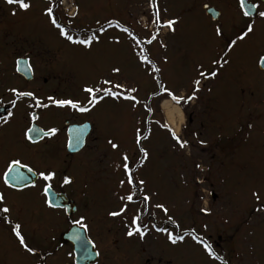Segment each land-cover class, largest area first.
<instances>
[{
    "label": "rangeland",
    "instance_id": "374dc122",
    "mask_svg": "<svg viewBox=\"0 0 264 264\" xmlns=\"http://www.w3.org/2000/svg\"><path fill=\"white\" fill-rule=\"evenodd\" d=\"M55 1L51 0L52 3ZM70 1L77 9L76 14L66 16L64 9H61L55 17L74 38H83L85 34L91 35L101 27L104 28L103 33H98L99 42L94 43L90 50L71 44L59 36L58 29L50 24L44 13V9L51 6L47 0H35L27 11L18 9L15 12L12 27L5 39L6 49L15 52L19 47L21 50H32L40 56L42 65L51 64L64 72V78L80 89L86 102L88 94L83 89L101 86L99 82L105 78L120 82L126 87H135L137 92L131 94L139 101L133 108V101L105 97L95 108L94 123L100 141L96 144L97 148H94V156L89 152L83 154L81 162L85 163L84 170L74 168L78 175L77 185L69 189V193L79 202L74 219L84 217L89 230L97 231L110 223L111 218L121 219L109 216V211L119 210L124 205H127V210L128 202L120 201L118 196L137 194L142 198L144 194L155 193L147 204L154 206L155 203H163L168 209L167 214L161 210V228H167L178 235L185 231L194 232L206 242L207 235L210 234L211 239L219 243L218 247L214 245L217 253L224 249L229 251L228 257L222 258L221 254L220 259H213L202 245L191 239V235L172 245L167 240L166 233L160 232L156 236L160 245L158 252L166 262L169 261L167 264H264V206L261 205L264 202V146L254 145V141L242 146L234 144L232 147L236 155L230 153V156L225 157L220 155L219 146H213L209 154L216 157L215 162L208 156L201 159L180 158L176 142L170 133L172 130L168 129L164 118L167 115L165 109L159 115L156 113L152 122L148 119L150 106L154 107L161 98H171L169 93L182 96L193 90L192 81L200 78L199 70H206L215 59L211 48L218 40L211 21L198 7L202 2L195 5L193 0H155L161 21L175 19L177 23L174 31L166 27L160 28L156 40L147 44L146 41L157 31L153 23L156 9L150 6L149 0ZM67 4L69 6L70 2ZM60 6L63 8V3ZM108 21H111L112 26H109ZM228 26L229 23L226 22L222 29ZM124 28L128 32L122 31ZM117 39L119 43L115 42ZM137 40L140 41L139 44ZM142 50H145L144 54L148 56L150 63L140 61ZM200 64L202 66L199 68ZM153 65L159 69L158 72L153 71ZM112 67H119L121 72L111 73ZM231 74L233 72L221 81L200 79L198 86L199 95L202 96L205 91H218L220 97L214 99L211 108L208 104V112L216 116L218 124L213 127L212 132L220 138L226 128L234 126L236 119H242L248 113L243 102L245 105L251 104L250 98H241L233 91L226 96L220 92L235 89ZM172 106L176 105L173 103ZM259 111L264 113L263 110ZM176 118L178 127L175 131L182 133L187 123V113L182 118L176 114ZM261 123L264 124V118ZM138 129L143 137H147L141 139L140 145L135 143ZM249 137L257 140L264 135L261 130L255 129ZM109 140L118 147L113 149ZM141 146L148 152L147 159L139 151ZM185 150L188 155L193 154V157H200L205 153L194 149L190 152L189 147ZM124 155L129 158L133 185L127 184L123 172ZM90 159H94L93 166L89 165ZM223 160V181L211 178L210 172ZM91 169L96 170L94 180L81 181L86 177L85 172ZM121 179L125 180L124 186L119 184ZM140 179L145 180L143 186L136 183ZM211 182L223 185V189L220 194L215 191L219 198L212 202L213 206L209 207L208 202L207 205L204 204V207L210 209L206 217L198 206L193 205V201L196 193L210 188ZM134 188L136 190L133 193ZM253 192L259 194V201L252 195ZM221 215L228 218L226 221L229 224L221 222ZM24 216L27 217L28 214ZM123 216L127 217L126 211L120 217ZM132 216L131 213L128 214V217ZM168 216L176 221L179 228L167 221ZM33 217L36 221H48L46 225H50L54 242L58 238L59 228L65 229L70 223L63 213L45 208L37 210ZM62 253L58 262L67 255L66 251ZM103 256V264H113L118 254L106 250ZM141 260H135L134 264H141ZM151 264L163 263L155 260Z\"/></svg>",
    "mask_w": 264,
    "mask_h": 264
},
{
    "label": "flooded vegetation",
    "instance_id": "af4514ba",
    "mask_svg": "<svg viewBox=\"0 0 264 264\" xmlns=\"http://www.w3.org/2000/svg\"><path fill=\"white\" fill-rule=\"evenodd\" d=\"M47 1L56 15L60 13L58 12L62 9L60 0H56L55 3H52L51 0ZM193 1L195 5L199 1L202 2L198 4V7L203 10L206 17L211 21L214 31L217 26L222 31L221 36L216 35L218 42L211 48V51L214 52V60H221L222 66H217L212 62L207 67L203 65L206 67V70L203 71L205 76L200 77L198 73L199 79L221 81L223 78L225 79L226 75L233 72L231 78L235 82V89L231 91L221 90L220 92L224 96L229 92H234L241 98H250L251 101L249 105H245L243 102L248 113L242 119H236L233 122L234 126L230 129L226 128V132L222 133V138H220L212 132L213 127L218 124L215 121L216 116L214 113L208 112V104L211 108L214 99L220 97L218 91H205V95L202 96L199 95L200 91L198 90L192 100H187V97L193 94V90L181 96L185 99L181 100L179 105L181 108L183 107V112L187 113V123L183 132H177L176 135L182 141L188 143L184 148H180L176 143L177 155L179 154L180 158L198 159L208 156L211 157L212 162H215L214 158L216 157L209 154L213 146L220 147L218 150L222 157L230 156V153L236 155L232 147L234 144L242 146L247 142L254 141V145L264 146V137L257 140L249 137V134L255 129L261 130L264 135V124L261 123L264 113L259 111H264V70L260 67V58L264 56V19L259 17V12L264 11V0H244L243 8L240 6V0ZM25 2L32 5L35 0H25ZM204 4H208L210 8H213L211 9L213 16L207 14V10L203 7ZM18 9L17 4H8L6 0H0V117L7 116L9 111L13 112V116L9 118L7 123L0 119V175L6 170V164L11 158L20 159L23 164H27L32 168V172H29L27 168H20L19 172L25 178V182L17 184L15 188L7 187L0 179V193L4 195L3 206L10 209L7 214L0 213V264H75L73 247L71 244L63 242L61 236L78 219L74 218L78 213L79 202L77 198L69 193V189L77 185L76 176L78 177V175L75 174L74 168L83 170L85 168V163L81 162L83 154L89 152L94 156L96 153V144L100 141V137L97 135L93 113L100 102L92 107L89 112L80 113L70 107L58 108L48 101L47 98L51 96L54 99L78 100L81 104L87 106L80 89L71 85L72 81L69 83L64 78V72L57 70L51 64L42 65L41 59H39L40 56L34 54L30 49L21 50V47H19L16 48L19 49L16 52L6 49L5 39L10 31L9 28L12 27V13ZM245 11L249 13L247 17L243 15ZM214 16L216 18H213ZM226 22L229 23V26L222 29ZM249 23L253 24L252 33H249L243 40H238L235 46L228 49L227 45L246 31V26ZM221 58L227 59L229 63L223 64ZM18 60L22 61L29 69L26 75L18 72ZM201 66V64L198 65L199 68ZM213 70L218 73L215 77L209 75ZM200 71L202 70L200 69ZM11 88H16L18 91H31L41 103L49 104V107H36L35 101L31 97L18 99L15 107H13L10 101L16 99V97L9 91ZM203 104H206V106L203 107ZM159 112H163L162 100H158L154 107L150 106L148 119L152 122V117L156 113L159 115ZM29 113L36 115L37 119L32 121ZM29 126L37 127L44 132L48 131L49 128H56L57 132L50 137L34 136L33 142H29L23 137L24 131ZM87 129L90 130L81 146V135H84ZM71 130H74V140H79L70 149ZM200 141H204V143L201 144ZM187 147H189L190 152L194 149L199 153H205L200 157H193V154L188 155L185 152ZM262 155L264 156V153ZM93 164L94 159H90L89 165L93 166ZM222 167H225L224 160L210 172L209 176L215 180L220 179L223 181ZM46 170H52L56 173L52 181L45 182L40 178L39 172ZM209 171L210 169H208ZM94 173H96V170H88L85 172L86 177L81 181L89 180L92 182ZM14 175L15 173H13ZM64 176H68L72 182L67 185L64 184ZM9 181L15 183L12 176L9 177ZM45 183H49L51 189L56 193L66 194L74 200L77 205L76 213L68 216L65 207H55L53 205L49 207L44 203L45 199H49V196L46 197L43 192ZM222 189L223 185L211 182L210 188L202 189L195 194L193 205L198 206L201 211L207 209L206 212H202L204 216L208 217L210 209L204 207V204L208 202L210 207L212 202H216L219 198L216 192L220 194ZM128 205L127 217L119 216L120 220L111 218L110 223L97 231L91 232L87 227L88 234L99 253L98 260L93 264H103L102 258L106 250L115 251L118 254L117 260L113 264H134L135 260L140 259H142L141 264H151L155 260L158 263H169L158 252L160 245L156 240V236L160 232H156L151 227L153 224L157 227H163V223L160 222L161 210L152 205H145L142 198L137 194H133V202H128ZM261 205L264 206V202ZM43 208L59 211L66 216V221H70L65 229L59 228V235L55 242L53 241V233L50 231V225H46L48 221L46 219L41 222L36 221L33 217L37 214V210ZM130 213L140 215L139 223L148 226V231L143 239L138 235L126 236L125 224L131 219V217H128ZM26 214H28L27 217L24 216ZM4 216L8 217L7 222L3 219ZM227 219V217L221 215L223 224H229L226 221ZM17 223L21 225V234L27 244L34 249L33 253H28L21 248L17 238L12 233L11 228ZM61 231L62 233H60ZM207 236V242L211 245L212 250L218 256L223 254L224 257L222 256V258L228 257V249L217 253L214 245L218 247L219 243L211 239L210 234ZM64 251L67 252V255L64 256L65 258L63 257L64 259H61L62 261L60 260L61 262H58L59 255H62Z\"/></svg>",
    "mask_w": 264,
    "mask_h": 264
},
{
    "label": "snow or ice",
    "instance_id": "6c2138e0",
    "mask_svg": "<svg viewBox=\"0 0 264 264\" xmlns=\"http://www.w3.org/2000/svg\"><path fill=\"white\" fill-rule=\"evenodd\" d=\"M6 2L8 4H17L19 9L24 10V11H27L31 7L30 3L25 2V0H6ZM149 2H150V6L153 9H156V11L153 13V23H154L157 31L155 33H153L151 38L146 41L147 44H152L153 41L156 40L160 28L166 27V28L174 31L175 30L174 25L177 23V21L175 19H167L165 21H161L160 12L157 8V4L155 3V0H149ZM240 6H241V8L244 7V0H240ZM44 13L49 18L50 24L52 26H54L56 29H58L59 36L63 37L65 40H67L71 44L83 46V48H85V49L90 50L94 43L99 42V34L98 33L104 32V28L101 27L98 30V32L94 31L91 35L85 34L83 36V38H74L73 35L69 34L66 27L62 26L61 23L58 22L57 18L53 15V8L51 6L46 7L44 9ZM12 14L15 15V11ZM243 15L245 17H247L249 15V13L247 11H245L243 13ZM259 17L264 19V11L259 12ZM97 23H99V21H97ZM108 24H109V26H112L111 21H108ZM122 31L128 32V29L124 28ZM252 31H253V24L252 23L247 24L246 31H244L240 35H238L235 40H232L227 45V48L231 49L233 46H235V44L237 43L238 40H243L246 36H248L249 33H252ZM215 34L218 37L222 35V31H221V28L219 26H217L215 28ZM133 39H135V37H133ZM115 42L119 43V40L117 39ZM136 42H137V44L140 43V41H138V40ZM144 52H145V50H142V52L139 56L140 61L142 63H150L148 56L146 54H144ZM221 59H222L223 64L229 63V61L227 59H225V58H221ZM19 63H21V61L18 60L17 64H19ZM212 63L217 65V66H222L221 60H213ZM260 67L262 70H264V56H262L260 58ZM153 71L158 72L159 69L153 65ZM120 72H121V69L119 67H112L111 68V73L119 74ZM217 74L218 73L215 70H213L209 73V75L212 77H215ZM199 76L204 77L205 73L203 71H200ZM99 83L101 86L85 87L83 89V91L88 94L87 106L81 104L80 101L73 100V99H54L51 96H49L47 99L49 102H51V104L55 105L58 108L70 107V108L75 109L76 111H78L80 113L89 112L92 107H94L96 104H98L105 97H110L113 100L123 99L126 101H133L134 102L132 104L133 108L136 106L137 103H139V101L137 100V97L135 95L131 94V93L137 92V89L135 87H130V86L126 87L124 84H122L120 82H113V80L110 78H105L102 81H100ZM192 83H193V94L189 95L187 97V100H192L195 98V92L199 90L198 86L200 85L201 80L200 79H194L192 81ZM105 85H110V87H106ZM121 90H123V91H121ZM9 91L11 93H13L16 97V99H13L12 101H10V103L13 105V107H15L17 100L22 98V97H31L35 101L36 107H44V108L49 107V104L41 103V101L39 99H37L35 97L34 93L31 91H18L16 88H11ZM101 93H102V95H101ZM125 93H127V94H125ZM169 94L171 95L172 100L176 101L177 103H179L181 100L185 99L184 97H181V96H177V95H174L171 93H169ZM29 107H31V105H29ZM12 116H13V112L9 111L7 113V116L0 117V119H3V121L5 123H7L9 118ZM29 116H30V119L32 121H35L37 119V116L33 115L31 113H29ZM56 132H57L56 128H49L48 131L44 132L43 130H41L37 127L29 126L24 131L23 137L25 140H27L29 142H33L34 136L43 135V136L50 137V136L54 135ZM171 135H172V138L176 141L177 145L180 148H184L187 145L188 142L182 141L176 135V133L174 131L171 132ZM141 139H147V137H143L142 134L140 133L139 129H138L137 134L135 136V143L137 145H140ZM108 143L111 145V147L113 149H116L118 147V145L116 143H113L111 140H109ZM200 143L203 144L204 141H200ZM139 151H140V153L143 154V158L147 159L148 152L143 146L139 147ZM122 160H123L122 168H123V172L126 176L127 184L133 185L134 184V177H133L131 168L129 166V158L127 155H124L122 157ZM118 167H120V166H118ZM197 167H199V165H197ZM20 168H27L29 172H32V168L29 167L27 164H23L21 162V160L18 158H11L10 161L6 164V170L2 173V175H0V179L3 180V183L7 187L15 188V187H17V184H23L25 182V178L19 172ZM13 173H15L14 176H13ZM10 176L13 177V180L15 181V183H10V181H9ZM39 176L43 181L49 182L55 178L56 173L52 170L40 171ZM71 182L72 181L70 180V178L68 176L63 177V183L64 184L67 185V184H70ZM136 183L139 186H143L145 184V180L140 179V180L136 181ZM119 184H120V186H124L125 180L121 179L119 181ZM32 186L34 187L35 185L33 184ZM50 188H51V185L49 183H45V185L43 187V192H44L46 197L50 191ZM135 190L136 189L134 188L133 193L135 192ZM155 195H156L155 193H152L151 195L144 194L142 196V200L145 203V205H147V202L151 199L152 196H155ZM252 195L257 199V201H259L260 197H259V194L257 192H253ZM118 199L120 201H127V202L131 203V202H133V194L120 195V196H118ZM44 203H46L49 207H52V203L48 199H45ZM3 205H4V195H3V193H0V213H3V214L9 213L10 212L9 207L3 206ZM126 207H127V205H124V206L120 207L119 210L109 211L108 215L112 216V217H119L123 213H125ZM154 207L156 209L162 210L165 214H167V212H168L167 207L163 203H155ZM202 211L206 212L207 209H202ZM3 219L7 222L8 217L4 216ZM140 219H141L140 215H138V214L133 215L131 217L130 221L125 224L126 236L132 237L134 235H138L141 239H143V237L145 236V234L148 231V226L147 225H141L139 223ZM167 221L174 224L176 226V228H179V225L176 224V221L171 216L167 217ZM74 223L77 225H80L81 228H84V229L87 228V225L84 223V217H80L79 219L75 220ZM151 227L153 229H155L156 232L166 233L167 240L172 245H175L178 242L184 241L185 236L191 235V239L194 240L196 243L202 245L205 252L208 254V256L212 257L213 259H220V257L212 250L211 245H209L202 237L197 236L194 232L189 233V232L185 231L184 234L178 235V234H175L173 231H169L167 228L157 227L155 224L151 225ZM11 231L14 234V236L17 238L18 243H19L21 248H23L28 253L34 252V249L27 244L24 236L21 234V225L19 223L15 224L11 228ZM76 238L78 239L79 237L77 236ZM97 255H99V253H97Z\"/></svg>",
    "mask_w": 264,
    "mask_h": 264
},
{
    "label": "water",
    "instance_id": "95a60500",
    "mask_svg": "<svg viewBox=\"0 0 264 264\" xmlns=\"http://www.w3.org/2000/svg\"><path fill=\"white\" fill-rule=\"evenodd\" d=\"M207 7V5H205ZM208 13L211 14V11L208 10ZM214 18H216L214 16ZM17 69L20 73L26 75L29 71L25 64L19 63ZM87 133V132H86ZM80 142L83 143L84 135H81ZM79 140V139H78ZM74 140V135H70V143L69 146H75L77 141ZM49 201H51L53 206H60L67 208L68 215H72L76 211V204L73 200H71L66 194H56L53 190H50L49 193ZM79 237L78 239L76 237ZM62 239L65 242H70L73 245L75 251V262L76 264H93L97 258V251L95 249L94 243L88 236L87 229L81 228L80 225L73 224L68 230H66Z\"/></svg>",
    "mask_w": 264,
    "mask_h": 264
},
{
    "label": "bare ground",
    "instance_id": "6f19581e",
    "mask_svg": "<svg viewBox=\"0 0 264 264\" xmlns=\"http://www.w3.org/2000/svg\"><path fill=\"white\" fill-rule=\"evenodd\" d=\"M163 105L165 107L168 120L170 121V123L172 124L174 128H177L178 120L176 118V114L182 118L184 115L182 110L178 106H172L171 102L167 100L164 102Z\"/></svg>",
    "mask_w": 264,
    "mask_h": 264
}]
</instances>
